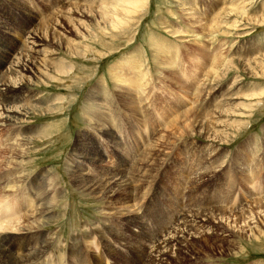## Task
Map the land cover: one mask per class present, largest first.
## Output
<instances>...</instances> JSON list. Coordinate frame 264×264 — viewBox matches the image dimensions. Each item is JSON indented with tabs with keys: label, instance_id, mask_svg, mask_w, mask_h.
Returning a JSON list of instances; mask_svg holds the SVG:
<instances>
[{
	"label": "rangeland",
	"instance_id": "obj_1",
	"mask_svg": "<svg viewBox=\"0 0 264 264\" xmlns=\"http://www.w3.org/2000/svg\"><path fill=\"white\" fill-rule=\"evenodd\" d=\"M113 2L112 0H0V38H2L0 44L6 51L12 45L9 39L14 37L12 35L14 30L20 31L19 34H21L24 29L31 27L37 32L41 33L42 31L41 34L46 35L47 41L45 40L44 44L47 49L54 50L52 57L56 59L55 61L49 60L51 64L47 61V66L52 67L54 66L52 62L64 60L65 70L73 68L70 75H58V78L52 79L45 74L37 73V71L27 70L23 73L13 71L10 73L11 81H16L19 85L22 84V90L34 95L39 100L36 102V105L38 104L37 108H32L26 118L19 123L0 125V166H2L0 168H5L0 169V174L1 171L6 170L5 166L7 164H4V162L12 161L13 163L17 162V170L22 172L21 175L27 173L28 176L25 177L23 186H19L16 189L17 191L15 190L16 192H10L11 195L9 196H4L7 195L6 192L4 195L0 193V209H2L0 211V223L3 222L2 224L7 225L10 220H15L17 216H22L21 219L24 220L25 207L35 194L37 186L43 185L41 174L47 172L51 175V178H54L50 181L52 186H56L55 192L57 193L58 190V196L55 202L53 201L55 196L52 197L51 195L46 198L47 201L52 200L54 205L50 207L52 212L45 215L47 218L43 217L38 227L41 234L54 236L58 249H60L58 246H64L60 250L53 249L52 253L55 251L56 254L54 253V255L58 258H63L62 255L65 253V264H70V262L81 264L80 259L86 255L79 252L76 260H71V252L76 254L79 248V246L78 248L74 247V239L76 240L79 234L82 232L89 233L93 229L98 230V228L105 226L104 224L108 220V224L111 225L112 229L118 227L123 217L118 212L128 208L123 206L124 204L112 203L108 199L102 200L93 194L92 197L90 194L81 192V189H78L75 185L74 177L70 174L67 165L70 163L69 160L73 164H76V162L81 163L82 156L94 157L91 164L85 165L86 176L91 177L97 175L96 173L101 172V170L106 171L107 169L110 170L111 167L118 166L124 159L128 163L132 162L129 164L132 165L133 161L131 160H133L136 153H139L137 158L142 155L141 150H139L141 144L140 146L138 144L140 139H146L147 136L140 129L137 120L131 121L130 124L125 123V120H120L119 127L114 122L118 128L115 131L113 130L115 135L108 134V138L106 134L96 131L97 124L90 123L87 120L88 117H86L91 114L87 115L89 106L92 110L110 111L113 115V111L117 112L119 109L125 111L138 105L135 97L141 96V92L135 87L131 90L127 83V80L133 74L137 75L134 79H130L131 82L136 80V83L145 85V88L148 87L146 93L151 91L148 101L141 105L142 111L148 115L146 118L145 113L141 112L143 114H141V127L149 132L151 125L152 128L157 125L154 134H151V143L147 142L145 147L148 148L149 143L150 145L153 143L152 146L158 148L159 152L162 153L163 151L159 157L162 160L164 159V163H161V165L164 164L166 174L177 169L176 174L170 172L165 178V174H163V177L157 176L155 178L154 173L148 174V172L144 173L148 176H142V182L138 180V176L133 177L135 181L137 180L133 183V185L135 184L133 187L140 192L136 208L141 209L140 216L143 221L141 224L144 227L142 231L149 238H153L151 232L158 227V221L156 220L168 224V230L172 225L177 224V227L175 225L177 230L179 225L182 224V217L187 214L186 210L190 208V204L194 201L189 197L190 192L187 186L191 176L192 178L198 176V171H194L195 176L193 172L189 174L192 165L187 152L192 146L191 143L195 141L205 145H210L211 142L219 143L218 145L223 146L225 152H227L224 156L225 162L222 164L224 170L221 171L222 168H218V184L210 186L212 189L209 194L210 204L212 202H222L223 188L224 192L231 193L230 198L223 201L224 204L227 205L228 202H233L237 206V210L243 209L239 206L240 199H243L242 203L250 205V199L247 198L250 194L260 193L256 197L264 196V96H254V94L264 91V60L252 61L258 54L263 53L264 56V0H145L146 5L144 9H141V15L136 18L135 16L125 18L122 13L120 23H118L119 17L116 18L110 12V8L114 6ZM192 6V9H181L182 7L190 8ZM241 6H246V12L243 11L242 14L238 12L231 14L229 12L230 9L241 8ZM73 7L80 8L81 11H84V13L82 12L84 15L71 18L69 11L65 12V9L69 10ZM61 15L65 18L64 20ZM58 16L61 19H57ZM195 18L201 21L195 23ZM58 23L59 25H57ZM26 24L28 25L23 27ZM211 25L215 26L214 31H212L213 34L209 30ZM194 30L197 32H194ZM160 44L163 50L167 47L173 56L175 52H179L181 60L185 63L182 67L185 69H183V73L181 67L176 64L177 59L175 61V58L174 63L170 61L171 64L168 62L164 64V60L167 61V57H165L167 54L165 50L162 51V54ZM199 45L201 48L198 49L202 50L197 51L196 48ZM82 48L84 50L89 48V51L85 52V55H78L84 53L81 52ZM255 49L257 51L253 54ZM195 50L200 55L197 54L198 59L192 61L191 57L188 58L187 55H191ZM204 52L209 55V58L215 56L227 57L220 60L221 63L218 61L217 64L215 61V64L213 59L208 60L209 58ZM14 57L13 59H15ZM133 57V71L129 69V64L122 65L124 67L123 71L120 65L123 64L124 60L132 63ZM205 58L208 63L204 66L205 68L201 66L199 68V63ZM160 62H163V64ZM0 70H2L1 65ZM123 72H127L128 75L126 82L117 80L119 76L124 74ZM149 80L150 83L147 85L146 83ZM212 86L217 87L219 91H228L231 98L225 106L224 104H221L220 107L212 106V110L220 114L215 117L217 122L215 128H218L220 134H223V141H218L214 136L213 138L210 137L212 140L210 138L208 140L198 133L195 129L196 126L193 127L191 123L196 111L194 102L200 101L202 103L201 101L208 98L204 92L201 94L202 96L199 95V91L207 90ZM102 88L104 91L101 90ZM180 89L186 90L184 91L189 100L191 99L190 101L177 100L176 92ZM245 98L253 101L251 110H241ZM124 99L125 101H123ZM151 102L153 106H150L151 112L149 113L147 105ZM154 107L159 109L163 117H169L166 123V119L160 124L157 123L159 118L162 117L159 112L160 116L156 117L153 113ZM180 115L191 117L184 120ZM175 117L181 120H179L180 124L164 130L162 127L164 123L169 124ZM151 121H153L152 124ZM146 124L150 126L149 130L145 128ZM14 132L19 134L20 141L21 136H24L25 140L27 139V142L22 141V143L25 142L26 147L17 146L16 135L15 137L12 136ZM137 132L140 133V137H138ZM162 135L166 139H164L163 144L159 141ZM107 139H111V141ZM14 147H17V149L15 150ZM95 147L98 148L97 151H95ZM163 147L165 148L163 149ZM256 157L261 158L263 162L259 166L257 165L258 168L261 167L262 173H260L261 177L255 181L256 184L258 183L255 186L261 189L256 187L242 193L244 184L241 183L242 173L240 171L241 169L249 171V167L255 164ZM99 158L103 160L104 165H100L101 162L97 160ZM131 167L128 166L127 168L131 170ZM181 170L186 171L188 174L184 176L183 180H181L182 176L178 175ZM200 170L205 171V168ZM31 186L33 189L30 188ZM141 192L146 193L141 195ZM176 194L179 196L178 200H180L178 207L171 201V198ZM181 194L182 197H180ZM28 195L30 196L28 197ZM197 208L193 207V211H196ZM146 211H148L147 214H145ZM260 213V219H251L254 222L251 225L253 232H251L250 227H246L244 233L240 232L242 235L239 233V228H235L234 234L231 236L229 230L228 233L226 232L227 236H225L226 233H221L222 231L219 229L206 227L204 233L198 235L196 241L193 242L196 249H199L198 252L194 251V248L188 251L184 250L180 259H177L178 251L174 247L172 249L174 251L173 253L171 251V253L174 254L173 259L175 260H171L170 263L264 264V221L262 220L264 210ZM22 220L19 224L21 226L25 225L26 229L23 226L22 228L18 226L19 231L14 229L17 233L13 229H11L13 231L5 230L4 233L3 229L2 232L0 230V236L4 234L16 238L17 235L21 237L22 234L23 236L27 234L30 237L33 231L28 230L27 223H32L30 219L26 223ZM256 220H260L259 225ZM137 225H132L133 230L138 231L139 227H136ZM110 227L106 229L109 232L104 231L103 236L109 239L108 241H110L115 251H106L111 254L109 256L103 251L102 247L100 249V246L104 244V239L100 236L101 239L97 237L94 246H91V249L95 252L93 256L99 260L101 250L102 260L104 261H110L111 264H132L131 262L135 260V252L130 249V246H127V242L119 243L111 237L112 229ZM124 227L122 226V229L118 231L126 229ZM198 227L202 231V226L198 225ZM175 229L173 230L176 231ZM171 234L173 233L171 232ZM222 237L228 240L221 244L220 239ZM78 240L80 241V237L77 238L76 242ZM97 242L100 244L98 245ZM21 243H17L14 251H17ZM233 243H237L238 246H230ZM79 245L81 244L79 243ZM96 259H94L93 264H102L101 259L99 261ZM48 260L40 258L32 264H62L58 259L53 260V263L50 259Z\"/></svg>",
	"mask_w": 264,
	"mask_h": 264
},
{
	"label": "bare ground",
	"instance_id": "obj_2",
	"mask_svg": "<svg viewBox=\"0 0 264 264\" xmlns=\"http://www.w3.org/2000/svg\"><path fill=\"white\" fill-rule=\"evenodd\" d=\"M144 1L145 0H115L113 2V0H112V2H113L112 4L114 6L113 7L110 6L111 7L110 12H111V14L115 15L116 18L119 17L118 18L119 21L117 20L118 23H120L122 20V18L120 17V15H122V13H123L125 18H129L132 16H135V18H136L139 15H141V11H142L141 9H144V7L146 5V3ZM183 5H184V3H183ZM193 5H194V3H193ZM246 6H241V8H237V9H230L229 12L231 14H235L237 12L239 14H242V12L245 11ZM192 8H193V6L190 8L182 7L181 9L187 10V9H192ZM119 9L122 10V12H120ZM66 11L67 12L69 11V15L71 18L72 17L76 18L77 16L82 17L84 15L83 14L84 11H81L80 8H74L73 7V8H69V10L65 9V12ZM103 11H104V9H103ZM26 13H28V12H26ZM61 16H62V19L64 20L65 18L63 17V15H61ZM112 17L114 18V16H112ZM54 19H55V17H54ZM57 19H61V17L58 16ZM106 19H107V17H106ZM200 21L201 20H197V18H195L194 22L196 23V22H200ZM112 22H113V20H112ZM27 25L28 24L24 25L23 27H26ZM29 25L31 26L32 24H29ZM57 25H59V23ZM113 26H115V25H113ZM214 27H215L214 25H211L209 30L211 32L214 31ZM19 32L17 30H14L12 32V33H14V34H12L14 37L10 38L11 40L9 39V41H11L12 45L7 51L0 44V65L2 67V70H0V125H5L7 123L8 124L19 123L21 120L26 118V116L29 114V112L32 108H35V107L37 108L38 104L36 105V102H37V100H39V98L37 99L34 95L28 94L27 92L22 90V88H21L22 84L19 85L16 81H13V80L11 81V77L9 76L10 73H12L13 71H20L22 73L24 71H27V70L37 71V73L45 74L52 79V78L57 77L58 75H67L68 76L72 73L71 71L73 70V68L65 70L66 65H65L64 60H58L56 62H52V63H54V66H52V67L49 65L47 66V64H46L47 61H49V60L55 61L56 58L52 57L54 50L53 51L48 50L46 45L44 44V41L45 40L47 41V39L45 38L46 35L44 36L43 34H41L42 31L40 33V32H37L34 28L27 27V29H24V31L21 34H19ZM194 32H197V31L194 30ZM212 34H213V32H212ZM1 39L2 38H0V43H1ZM46 43H48V42H46ZM165 48H164V50H165V53L167 54V56H165V55L164 56L167 57V61L164 60V64H165V62L170 63V61H173V63H174V58H175V61L177 59L176 64L181 67V70L183 73L184 68H182V67L185 63H184V61L181 60L179 52L178 53L175 52V55L173 56V54L170 53V50L167 47H165ZM198 48H201L200 45H199V47L196 48V50L197 51L202 50V49H198ZM160 49H161L160 50L161 52L162 51L164 52L161 44H160ZM196 50L191 55H187L188 58L191 57L190 59L192 61H195L198 59L197 54L200 55V53H197ZM88 51H89V48H87V49L85 48V50L82 48L81 52H84V53L83 54L79 53L78 55H85V52H88ZM256 51H257L256 49L253 50V54L256 53ZM163 52H162V54H163ZM14 55H15V57H14ZM207 56H208L207 58H209V55H207ZM13 57L15 59H13ZM224 57H227V56H224ZM224 57L215 56L214 58L210 57L208 60L213 59V62L216 61L218 64V61L225 59ZM161 58H162V56H161ZM127 59H129V58H127ZM253 60H262L263 61L264 60L263 53L258 54V56L256 55L252 59V61ZM131 61H132V59H131ZM133 62H134V57H133L132 63H130L128 60H124L123 64H121L120 67H122V65H128L129 64V69L131 71H133V64H134ZM216 62H215V64H216ZM48 63L51 64L50 61ZM160 63L163 64V62H160ZM207 63H208V61L205 58V60H202V62L199 63L200 64L199 68H200V66L204 67ZM219 63H221V61ZM215 64L213 63L214 66H215ZM122 69L124 71V67H122ZM263 70H264V68H263ZM127 71H129V70H127ZM7 73H9V74H7ZM184 74H186V73H184ZM136 75L137 74H133V76H131L130 79H134L136 77ZM178 75H180V73H178ZM146 76L148 77V74ZM180 77H181V75H180ZM127 78H128V75H127V72H125L122 76H119L117 78V80L120 82H124V81L126 82ZM130 79L127 80L128 86L131 87L130 89L132 90V89L136 88V89H139L141 92V96L135 97L136 103L138 105H135L133 108L129 106L130 108H128L125 111H122V109H119V111H117V112L113 111V115L110 113V111L109 112H107L105 110L102 111L98 108H97L98 110L96 111V110H92L91 106H89L88 110H87V115L89 113H91V114H89V116H86V117H88L87 120H89L90 123H96L97 124L96 131L101 132L103 134H106L107 136H108V134L109 135L111 134V136L115 135L114 131L117 130V128L119 127L120 120H125L124 122L129 123V124L131 121L137 120L140 124V129L143 130L144 134L147 136L146 139H140V141H139L140 143L138 144V146H140V144H141V147L139 150H141L140 153L142 155L140 154L141 156L139 158H137L139 153H136L133 160H131V161H133L132 165H129L132 162L128 163V162L124 161V160H126V159H124L121 161V164H119L118 166L111 167L110 170L107 169L106 171L101 170V172L96 173L97 175H93L91 177L86 176L85 165L91 164V161L93 160L92 158H94V157L87 158L85 156H82V159L80 161L81 163L76 162V164H73L71 162V160H69L70 163H68V165H67L69 170H70L69 171L70 174L72 175V177H74L75 185H77L78 189H81L80 190L81 192H85L87 194H90L91 196L93 194L102 200L108 199L112 203L121 204V205L124 204L123 206H127L128 208L124 211L122 209V211L118 212V213H120L119 215L123 216V217L121 216L122 220L118 224V227H115L112 229L110 227L111 225L108 224V222H109V220H108L107 223L105 222L106 223V224H104L105 226H102L100 229L98 228V230L93 229L89 233H83L82 232L81 234H79V236L77 238L80 237V241L78 240V242H76L77 238L75 236V238H76V240L74 239L75 246L73 243L72 244L76 248H78V246H79V248H78V251L76 254L71 252V256H72L71 260H73V259L76 260L78 253L83 252L86 255L84 258L80 259L81 264H86L88 262L90 264H93V261L96 258L93 256L95 252H94V250L91 249V246L92 247L94 246L93 244L95 243L97 237L99 239H101V237H102V239H104V244H102V246H100V249L102 247L104 252H106L108 250H109V252L115 251L112 244H110V241H108L109 239H107L103 236L104 231H106V229L109 227L112 229V231H111L112 233L110 234L111 237L115 238V240L119 243H122L123 241L127 242L128 243L127 246L128 247L130 246V249L135 252V256H134L135 260L133 262H131L132 264H145V262H147V264H171L170 263L171 260H175V259H173L174 254L172 255V253L174 251L172 249H174V247H176V251H178L177 252L178 256L176 257L177 259H180V257L183 255L182 253L184 250L188 251L191 248L192 249L194 248L193 250L198 252L199 249H196V245L193 242L198 235L200 236L204 233V229L206 227L209 229H219L220 231H222L221 233H223V232L228 233V231L230 230L231 231L230 236L232 234H234L233 232L235 231V228H239L238 229L239 233L241 231L243 232L246 227H250V229H251V225H252V223H254V222H252L251 219L254 220V219H260L261 218L260 212L264 210V196L262 195V196L256 197V195L260 194V193H257L255 195L250 194V196H247V198L250 199L249 200L250 205L249 204L246 205L245 203H242L243 199H240L239 200V206H241V208L243 207V209L237 210V206H235V204L233 202H228L229 204H227V205L224 204L223 201L230 198L231 193L224 192V188H223L222 202H217V203L212 202V204H210L211 199L209 198V194L212 192V189L210 186H212V185L215 186L218 184V178H217V176H218L217 173L219 171L218 168H220V167L222 168V164H224V162H225L224 156H226L227 152H225V148L223 146L218 145L219 143H212L211 142L210 145L209 144L205 145V144H201V143L195 141V142L191 143L192 146L190 147V150L187 153H188L191 165H192L191 170L189 171V174H192V172H193V175H194V171L197 170L198 172L197 171L196 172H197L198 176H196V178H192V176H191L190 182L188 183L187 188H189V192H190L189 197L191 198L192 201L193 200L194 201L192 204H190V208L188 210H186L187 214L185 215V217H182V219H181L182 224L179 225L177 230L175 229L178 226L177 224L172 225L171 228L168 230V228H169L168 224H163V223H161L160 220H156V221H158V227L153 229V232H151L153 234V238H149V236L146 235L142 231V230H144V227H142V224H141V222H143L141 220V216H140V210L141 209L139 207L136 208V205L138 204L140 192H138L137 189L136 188L134 189V187H133L135 185V184L133 185V183L137 182V180L135 181V179L133 177L136 178V176H138V178H139L138 180H140V182H142V176H145V175L148 176V174H151V173H154L153 175H155V178L157 176L163 177L164 176L163 174H165V176H164V178H165L166 175H169L170 172L172 174L175 172L174 174H176L177 169L174 171L171 170L169 173L166 174L165 173L166 170L164 169L165 168L164 164L161 165V163H164L163 162L164 159L162 160V158L159 157L163 153L162 148H161V151H162V153H161V152H159L160 150H157L158 148H156L155 146H152L153 143L150 145V143H151L150 139L152 137L151 134H154L157 125L155 128H152V125H151V130L149 132L147 130L143 129V127H141V114H142L141 112H144L141 109V105L148 101V99L151 96V93H150L151 91H148V93H146L148 87L145 88L144 87L145 85H142L141 83H136V80L134 82H131ZM149 83H150V80L147 81L146 84L149 85ZM101 90L104 91L103 88ZM184 90L185 89H182V90L180 89L179 91L176 92L177 100L190 101L191 99L189 100L188 95L185 92L186 90L185 91ZM215 90H217V91H215ZM128 92L130 93L131 91L128 89ZM203 92H204V94L206 93V96H208V98H206L207 100L201 101L202 103H200V101L194 102V105L196 104L194 106L196 111L194 112L193 122L191 121V123H192L193 127L196 126L195 129H197V132L200 133L201 135H203L208 140L210 137L213 138V136H214V138L218 139V141H223L224 140L223 134H220V132L217 130L218 128L217 129L215 128V126H217V122L215 120V117L219 116L220 114L215 112L214 110H212L213 109L212 106H214V107L219 106L220 107L221 104L222 105L224 104V106H225L226 103L229 102L231 99L229 94H228L229 92L228 91L227 92L226 91L225 92L219 91V89L217 87H213V86L209 87L207 90H200L199 95L203 94ZM255 95L262 97V96H264V91L256 93V94H254V96ZM254 96L252 95V97H254ZM123 101H125V99ZM191 102H193V101H191ZM243 102L244 103L241 102L243 104V108L241 110H244V109H246V110L250 109L251 110L252 109V105H251V103L253 102L252 100L245 98V100ZM59 103H53V104H59ZM134 103H132V104H134ZM53 104H51V105H53ZM230 104H229V106H230ZM54 106H56V105H54ZM147 106H148V111L150 113L151 112L150 106H153L152 102ZM57 108H58V106H57ZM113 109H115V108H113ZM187 109H189V108H187ZM228 109L230 110V108H228ZM45 110H47V109H45ZM120 111H121V113H119ZM153 111H154L153 113H155L156 117L161 115V117L163 118V119L159 118V122H157L158 124H160L165 119H166L165 123L169 120V117L168 118L163 117V115L160 113V111L157 107L156 108L154 107ZM158 112L160 113V115L158 114ZM185 112H187V111H185ZM46 113H48V112H46ZM138 113H139L140 117H139ZM241 113H242V111H241ZM186 114H188V113H186ZM145 115L147 118L148 115L146 113H145ZM145 115H144V117H145ZM167 115L169 116V114H167ZM188 116L189 115H185V116H181V117H183L184 120H188L191 117V116L190 117H188ZM194 116H195V118H194ZM240 119H241V117H240ZM179 120H180L179 118L175 117V118H173L172 121H170V123H169L170 126L168 123H167V125L164 123V125L162 127L165 130V128L168 129L169 127H172L173 125L176 126L177 124H180ZM114 122H116L118 124V127L115 125ZM152 122L153 121H151V124H152ZM149 127L150 126L148 124H146L145 128H147L149 130ZM158 127H159V125H158ZM160 133H161V131H160ZM15 135H16L15 140L17 141V146L18 147H21V146L26 147L25 142H27V139L25 140L24 136L23 137L21 136V141H20V139L18 138V137H20L19 134L14 132V134L12 136L15 137ZM137 135H139L138 137H140L139 132H137ZM163 136L164 135H162L161 138L159 139V141H161L162 144H163V141L165 139V136L164 137ZM108 138H109V136H108ZM24 140H25V142L22 143V141H24ZM107 140H109V139H107ZM109 141H111V139ZM28 142H29V140H28ZM147 142H150L148 148L145 147V146H147ZM158 144H160V143H158ZM14 148H15V150L17 149V147H14ZM164 148L165 147H163V149ZM95 149H96L95 151L98 150L97 147H95ZM159 149H160V147H159ZM255 151H256V149H255ZM91 152H92V150H91ZM157 152H159V154H157ZM95 153H97V152H95ZM155 153H156V155H155ZM87 159L89 160L88 162H87ZM97 160H98V162H101L100 165H104V162L102 159L99 158ZM261 162H262V159L256 157L255 162H254L255 164H252V167H249V171L247 169H241V171H240V173H242L241 183L244 184L242 187L243 188L242 193H246L247 191L258 187V186H255L258 184V183L256 184L255 181H257V178L261 177L260 176L261 175L260 173H262V171L260 169L261 167L260 168L257 167V165L259 166ZM4 164H7V166H5L6 170L1 171V174H0V193H3V195H4L6 192L7 195H4V196H9V195H11V194H9L10 192L15 191L21 185L23 186V184L25 183L23 181L25 180L27 173H25V175H21L22 172H19L17 170V166H18L17 162L13 163L12 161H10V162L5 161ZM124 164H127V165H124ZM128 166L129 167L132 166L130 168L131 170H129V168H127ZM0 167H2V166H0ZM201 168L202 169L205 168V171L200 170ZM0 169H5V168H0ZM223 170L224 169L222 168L221 171H223ZM145 172H148V174L144 175ZM178 175L182 176L181 180H183L184 176L188 175V174L186 173V171L181 170L180 172H178ZM41 178H42V183L44 186L43 185L40 187L37 186L35 194L32 191V193L34 195L31 197V199L28 201V203L25 207L26 212H24L25 213L24 220L21 219L22 216H19V217L17 216L15 220H13L11 218L12 221L11 220L10 221L8 220L9 222L5 221V222H8L7 225L2 224L3 222L0 223V230L2 232V230L4 229V233H5V230L7 231L8 229L9 230L16 229L17 231H19L17 228H18V226L20 228L21 224H19V223H21V220L26 223V221L28 222L30 219L32 224H30V222H28L27 228L30 232L33 231L30 237H28L27 234H26V236H23V234H22L21 237H19L17 235L16 238H12L10 236L8 237L4 234L2 236H0V264H32L34 261H36L37 259H40V258H45L47 261H49L48 259H50L51 262L53 260L55 261V259H58L59 262H61L62 264H65V260H64V258L66 257L65 253L62 255L63 258H58V256L54 255L55 251H54V253H52L53 249L57 248L55 238H53L54 236L53 237H52V235L46 236V235H43L39 232L40 229L38 226H39V224H41L39 222L43 220V217H45V215H48V214H50V212H52V210H50L51 209L50 207H52L54 205V202L58 196V190H57V193L55 192L56 186L51 185L52 184L51 179H54V178H51V175L47 174V172L41 174ZM164 178H163V180H164ZM145 179H146V177H145ZM215 180H216V182H215ZM159 181H161V180L159 179ZM161 183H162V181H161ZM137 184L139 185V183H137ZM30 188L33 189L32 186ZM258 188L261 189L260 187H258ZM23 189L25 190V188H23ZM231 189H233V187H231ZM26 191H28V190H26ZM163 191H165V190H163ZM156 192H158V190H156ZM142 193H146V192H141V195H142ZM51 195H52V197L55 196V198H53L54 202L52 200L51 201L46 200V198H49L48 196H51ZM29 196L30 195H28V197ZM97 197H94V198H97ZM180 197H182V194ZM178 199H179V196H177V194H176V196L174 195V197L171 198L172 203L177 205V207L180 205V200H178ZM150 200H151V198H150ZM56 203H57V201H56ZM198 206H199V208H197ZM193 207H196L197 210L193 211ZM0 211H2V209H0ZM112 212H114V211H112ZM147 213H148V211L145 212V214H147ZM190 213H192V214H190ZM45 218H47V217H45ZM31 219H33V220H31ZM217 219H218V221H217ZM262 220L264 221V218ZM258 222L260 223V220H258L256 223L258 224ZM136 224L139 225V226L138 225L136 226V227H139L138 231L133 230L132 225H136ZM124 225H125L126 229L119 232L118 230L122 229V226L124 227ZM160 225H161V227H160ZM175 225H176V227H175ZM198 225L202 226L203 232L200 231L201 229L198 227ZM263 225H264V223H263ZM22 226H21V228H22ZM131 226H132V228H131ZM24 228L26 229V227H24ZM173 229H175L176 231H174ZM250 229H249V232H250ZM13 230H11V231H13ZM16 230H14V231L17 233ZM166 230H168V231L164 234V232ZM211 231H213V230H211ZM171 232L173 234H171ZM251 232H253V229H251ZM258 232H260V231H258ZM8 233H9V231H8ZM227 233H226V235L225 234H223V235L227 236ZM261 233H263V231H261ZM8 235H10V234H8ZM12 236H14V235H12ZM256 238L258 239V237H256ZM227 240H228L227 238L222 237V239H220L221 244ZM19 242H22L21 245L18 247L17 251H14L15 246ZM79 243L82 246L79 245ZM99 244L100 243H98V245ZM236 244L237 243H233V244H230V246H233V247L238 246ZM58 247L60 249L61 248L63 249L64 246L62 245V246H58ZM60 249H58V250H60ZM171 251H172V253H171ZM106 253L108 254V252H106ZM100 255H101V258H99V260L101 259L102 264H111L110 261L102 260L101 250H100ZM108 255L111 256V254H108ZM114 255H115V252H114ZM96 260H98V259H96ZM70 264H74V263L70 262Z\"/></svg>",
	"mask_w": 264,
	"mask_h": 264
}]
</instances>
